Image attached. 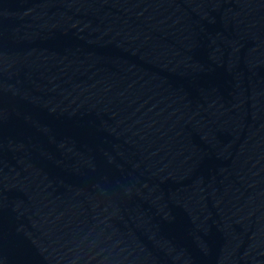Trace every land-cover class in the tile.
I'll list each match as a JSON object with an SVG mask.
<instances>
[{
	"label": "water",
	"instance_id": "1",
	"mask_svg": "<svg viewBox=\"0 0 264 264\" xmlns=\"http://www.w3.org/2000/svg\"><path fill=\"white\" fill-rule=\"evenodd\" d=\"M205 42L264 97V0H169Z\"/></svg>",
	"mask_w": 264,
	"mask_h": 264
}]
</instances>
